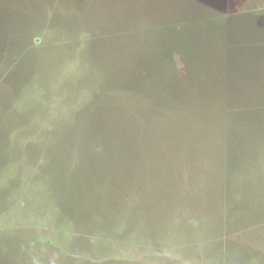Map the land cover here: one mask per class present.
I'll list each match as a JSON object with an SVG mask.
<instances>
[{
    "label": "rangeland",
    "instance_id": "obj_1",
    "mask_svg": "<svg viewBox=\"0 0 264 264\" xmlns=\"http://www.w3.org/2000/svg\"><path fill=\"white\" fill-rule=\"evenodd\" d=\"M26 1L0 0V264L254 260L262 183L226 184L264 142V0Z\"/></svg>",
    "mask_w": 264,
    "mask_h": 264
},
{
    "label": "crops",
    "instance_id": "obj_2",
    "mask_svg": "<svg viewBox=\"0 0 264 264\" xmlns=\"http://www.w3.org/2000/svg\"><path fill=\"white\" fill-rule=\"evenodd\" d=\"M264 101V100H262ZM260 108L261 113H264V104H260L258 106ZM245 145L250 144V142H244ZM256 147L259 149V156L256 157L252 153L247 154L246 151L243 149L242 155L240 156V160L238 162V146L236 145V154H235V167L232 170L234 174V182L232 185L227 182L226 187L232 188L233 192H241L245 188L251 187L253 185H258L262 183L263 191H264V142H257L254 143ZM251 163L249 166L248 164ZM231 171V170H230ZM261 222L257 224V227L264 228V211H261L260 216ZM253 227V226H252ZM255 227V226H254ZM263 245L261 248L253 253H250L251 258L254 260L246 262L244 264H264V232H263ZM227 262L233 264V257L229 259L226 257ZM229 260V262H228ZM231 260V261H230Z\"/></svg>",
    "mask_w": 264,
    "mask_h": 264
},
{
    "label": "trees",
    "instance_id": "obj_3",
    "mask_svg": "<svg viewBox=\"0 0 264 264\" xmlns=\"http://www.w3.org/2000/svg\"><path fill=\"white\" fill-rule=\"evenodd\" d=\"M19 1H22L24 3H28V1L26 0H19ZM5 20V19H4ZM0 23V30H1V40H0V47L3 45V46H7L9 44L12 43V40H13V37H14V34H15V28H13L14 24H12V27H11V31L9 32L6 28H5V23H3V21ZM12 21H17L18 19H11ZM13 23V22H12ZM2 30L4 31V33L2 32ZM220 264H231V263H220Z\"/></svg>",
    "mask_w": 264,
    "mask_h": 264
}]
</instances>
